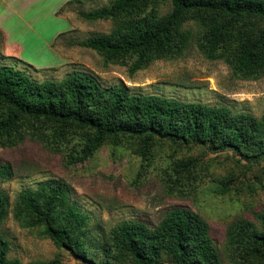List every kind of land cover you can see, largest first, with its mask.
Here are the masks:
<instances>
[{
    "label": "trees",
    "instance_id": "16d2710c",
    "mask_svg": "<svg viewBox=\"0 0 264 264\" xmlns=\"http://www.w3.org/2000/svg\"><path fill=\"white\" fill-rule=\"evenodd\" d=\"M163 1L170 9L160 13ZM77 14L114 24L106 33L72 43L97 51L105 63L129 59L131 74L154 60L183 54L192 42L238 77L264 74V0H110ZM188 20L197 24L198 34L185 25ZM26 137L52 151L70 141L66 164L85 161L106 142L123 141L143 158L157 142L168 141L213 153L229 150L253 164L264 159V111L255 116L225 105L133 93L122 84L104 87L86 71L38 81L25 70L0 64V146ZM193 161L181 160L176 168L189 171ZM12 174L11 166L0 161V181ZM68 192L67 183L49 178L20 190L10 207L0 189V226L11 213L20 225L40 228L57 247L91 264H224V258L228 264H264V211L255 220L239 217L228 223L223 258L207 221L184 207L167 210L154 226L123 220L95 244L88 214ZM8 248L0 235V264H21L8 257Z\"/></svg>",
    "mask_w": 264,
    "mask_h": 264
},
{
    "label": "rangeland",
    "instance_id": "374dc122",
    "mask_svg": "<svg viewBox=\"0 0 264 264\" xmlns=\"http://www.w3.org/2000/svg\"><path fill=\"white\" fill-rule=\"evenodd\" d=\"M67 1L28 0L23 16L11 15L5 22L10 23L7 35L0 31V64L25 70L38 81L86 71L104 87L122 84L133 93L225 105L234 112L255 116L264 111V74L256 79L238 77L223 60L203 55L194 42L183 54L154 60L133 74L129 59L105 63L97 51L72 42L112 28L111 19L87 21L77 14L110 0H81L65 6ZM169 9L168 1L160 3V13ZM185 25L198 34L193 20ZM58 28L59 34L51 39ZM71 146L69 141L61 150L52 151L30 137L14 146H0V161L13 170L11 177L0 181L10 207L24 188L49 178L63 181L69 186L70 201L88 214L87 230L95 244L123 220L154 226L167 210L189 208L207 221L223 258L228 223L239 217L255 220V214L264 211V159L249 164L229 150L213 153L168 141L157 142L143 158L123 141L118 145L106 142L85 161L66 164L63 155ZM187 159H193L194 165L189 171L178 170L176 164ZM11 216L0 226L9 258L21 264L52 260L91 264L57 247L40 228L24 227ZM223 262L228 264L225 258Z\"/></svg>",
    "mask_w": 264,
    "mask_h": 264
},
{
    "label": "crops",
    "instance_id": "0c3cea01",
    "mask_svg": "<svg viewBox=\"0 0 264 264\" xmlns=\"http://www.w3.org/2000/svg\"><path fill=\"white\" fill-rule=\"evenodd\" d=\"M27 1L28 0H0V3L3 6L0 9V31H2L4 36L7 35L6 28L8 30V25H10V23H5L6 20H8L11 15L23 16L22 11L25 9L24 7H25V3ZM60 30H61L60 28L56 29L53 32L51 39L55 38L59 34ZM4 40H5V38H4Z\"/></svg>",
    "mask_w": 264,
    "mask_h": 264
}]
</instances>
